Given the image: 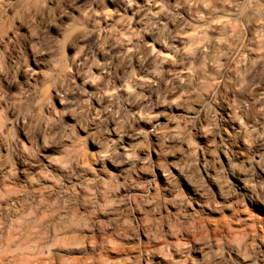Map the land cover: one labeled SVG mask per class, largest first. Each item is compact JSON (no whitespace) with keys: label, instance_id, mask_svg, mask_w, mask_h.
<instances>
[{"label":"clouds","instance_id":"obj_1","mask_svg":"<svg viewBox=\"0 0 264 264\" xmlns=\"http://www.w3.org/2000/svg\"><path fill=\"white\" fill-rule=\"evenodd\" d=\"M0 264H264V0H0Z\"/></svg>","mask_w":264,"mask_h":264}]
</instances>
